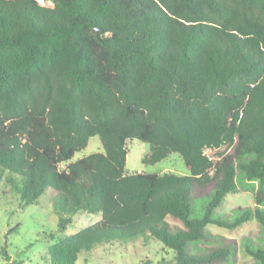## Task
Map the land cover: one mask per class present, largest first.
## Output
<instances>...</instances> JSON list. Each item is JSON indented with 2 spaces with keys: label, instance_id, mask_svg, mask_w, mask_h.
I'll use <instances>...</instances> for the list:
<instances>
[{
  "label": "trees",
  "instance_id": "16d2710c",
  "mask_svg": "<svg viewBox=\"0 0 264 264\" xmlns=\"http://www.w3.org/2000/svg\"><path fill=\"white\" fill-rule=\"evenodd\" d=\"M94 136L103 151L72 161ZM131 139L189 175L126 173ZM0 181L24 206L56 193L61 231L101 215L49 235V264L137 241L235 264L209 227L250 221L261 237L241 246L264 264V0H0ZM242 188L253 206L221 215Z\"/></svg>",
  "mask_w": 264,
  "mask_h": 264
},
{
  "label": "rangeland",
  "instance_id": "374dc122",
  "mask_svg": "<svg viewBox=\"0 0 264 264\" xmlns=\"http://www.w3.org/2000/svg\"><path fill=\"white\" fill-rule=\"evenodd\" d=\"M126 148L125 171L128 174L143 172L189 175L182 157L177 153H170L158 163L145 164L143 159L150 154V146L147 143L131 139L127 141ZM102 151L99 137L94 136L89 139L85 149L75 153L72 161ZM57 199L56 193L49 192L40 205L24 206L0 181V264H49L48 249L52 244L48 239L49 235L58 238L66 234H75L101 219L100 214L81 211L74 216L67 229L61 231L54 209V202ZM253 204V192L242 188L240 192L227 196L219 213L230 217L236 208L252 207ZM169 222L171 225L179 224L173 220ZM209 229L240 246L235 264H255L242 249L241 243L247 238L257 241L261 237V230L256 221L247 222L233 231L215 226H210ZM172 259V253L164 249L160 242L137 241L127 245L112 242L99 245L90 252L80 253L76 264H168Z\"/></svg>",
  "mask_w": 264,
  "mask_h": 264
},
{
  "label": "built area",
  "instance_id": "2783aa9c",
  "mask_svg": "<svg viewBox=\"0 0 264 264\" xmlns=\"http://www.w3.org/2000/svg\"><path fill=\"white\" fill-rule=\"evenodd\" d=\"M37 1L41 2V0H37Z\"/></svg>",
  "mask_w": 264,
  "mask_h": 264
},
{
  "label": "crops",
  "instance_id": "0c3cea01",
  "mask_svg": "<svg viewBox=\"0 0 264 264\" xmlns=\"http://www.w3.org/2000/svg\"><path fill=\"white\" fill-rule=\"evenodd\" d=\"M138 173H140V172H138Z\"/></svg>",
  "mask_w": 264,
  "mask_h": 264
}]
</instances>
